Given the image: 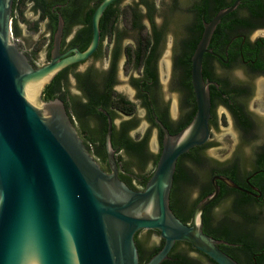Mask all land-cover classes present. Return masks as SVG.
<instances>
[{"label":"flooded vegetation","instance_id":"1","mask_svg":"<svg viewBox=\"0 0 264 264\" xmlns=\"http://www.w3.org/2000/svg\"><path fill=\"white\" fill-rule=\"evenodd\" d=\"M101 1L12 0V41L34 67L49 62L54 54L60 59L73 54L74 49L83 51L92 40L93 13ZM220 1L231 4L234 0ZM22 2L30 8V23L18 12ZM213 11L208 0H112L95 23L97 43L94 50L86 58L61 67L46 83L56 80L52 98L62 100L77 133L93 155H105L104 133L110 119V141L115 150L118 176L133 189L141 187L131 181L130 172L123 169L117 155L125 151L138 164L147 161L153 164L158 153L149 152L146 137L147 132L155 130L160 150L162 132L155 118L169 132L175 133L193 115L190 56L203 22L214 15ZM20 20L28 28L29 39L32 32L39 33L36 41L23 37ZM215 29L224 35L227 43L222 55L216 53L220 58L211 54V61L226 69L238 65L246 72L239 80L224 75L216 81L218 87H215L221 95L216 101L233 121L236 142L221 158L206 153L207 147L214 144L211 129L217 123L216 101L212 100L209 138L199 148L178 157L170 191L171 204L178 218L189 223V209L212 190V177L219 175L230 179L237 187L216 179L218 194L222 196L203 209L202 230L220 241L218 246L239 264H264V235L254 229L260 218L257 213L264 208V0H241ZM57 32L59 38L56 40ZM23 39L28 45L25 46ZM231 43L229 55L227 49ZM40 48L42 54L38 58ZM205 54L202 68L203 64L207 66ZM168 66L170 73L163 83L160 69ZM208 70L211 71L210 66ZM203 77L206 78L204 74ZM175 92L178 100L171 112L168 101L170 93ZM138 111L144 124L139 123ZM140 129L145 133L140 138L129 135V131ZM124 137L143 140L142 149L126 150L122 144ZM245 146L250 148L247 156L243 150ZM104 157L106 162V155ZM246 159L248 167L243 165ZM100 165L108 170L107 163ZM190 185H196L199 191L188 206L184 190ZM226 197H230L228 210L237 214L238 223L225 216H213L214 205ZM239 199L241 203L236 204ZM142 231L158 233L155 229L138 230L134 237L140 248L137 234Z\"/></svg>","mask_w":264,"mask_h":264},{"label":"water","instance_id":"2","mask_svg":"<svg viewBox=\"0 0 264 264\" xmlns=\"http://www.w3.org/2000/svg\"><path fill=\"white\" fill-rule=\"evenodd\" d=\"M111 1L96 6L94 33L85 50L74 49L60 59L54 54L34 67L12 41V0H0V264H140L134 236L142 229H155L162 239L143 264L168 259L176 241L188 243L216 264H239L202 230L203 209L219 192L216 179L230 187L236 184L213 176L212 190L195 203L189 223L174 214L169 194L178 157L209 138V87L218 84L203 77L202 58L205 53L220 58L208 47L211 35L241 0L203 22L190 56L194 113L175 133L155 118L162 132L160 150L140 189L118 176L110 119L104 133L105 170L77 133L62 100L42 97L43 87L61 67L94 50L95 23Z\"/></svg>","mask_w":264,"mask_h":264},{"label":"rangeland","instance_id":"3","mask_svg":"<svg viewBox=\"0 0 264 264\" xmlns=\"http://www.w3.org/2000/svg\"><path fill=\"white\" fill-rule=\"evenodd\" d=\"M18 12L22 13L23 17L22 19H27L28 23H30V19H31V15H30V8L28 7L27 4H25V2L20 3L19 7H18ZM25 17V18H24ZM21 19V20H22ZM21 22L20 24V28H21V33L23 34V37L25 39H27V41H36L37 40V36H38V32H32L31 35V39L30 36H28V33H26V29H28L27 27H25L24 22ZM252 37V36H251ZM29 39V40H28ZM24 40V39H23ZM23 43L26 45V41L24 40ZM39 56L38 58L41 57L42 54V50L41 48L39 49ZM164 55V53H163ZM41 60V59H40ZM209 66H210V70L213 76L215 77H223L225 76H230L232 78H234L235 80H239L242 79L243 77L246 76V72L243 68H241V66H233L229 69L226 68H222L219 63H217L216 61H209ZM170 73V67H162L160 69V79L162 80L163 83H166L168 74ZM258 89V86H257ZM178 92V91H176ZM170 93V99L168 101L169 103V108L170 111L173 112L176 104H177V100H178V95L177 93ZM257 92V90H256ZM179 93V92H178ZM256 96H258V92L255 93ZM215 115H216V119H217V123L215 126L212 127L211 129V140L212 142H214V144H212L211 146L209 145V147H207L206 149V153L216 157V158H221L223 155L227 154L228 152L231 151V149L233 148L235 142H236V132L234 129V125H233V121L230 117V115L222 108V105L216 101L215 103ZM139 114V123L140 124H144V120L142 119V116L140 114V112L138 111ZM145 133L140 129V130H133V131H129V135L134 138V139H138L140 138L142 135H144ZM96 135V134H94ZM146 144H147V148L149 150V152H151L152 154H157L159 151V143L157 140V135H156V131L155 130H151L149 132H147V137H146ZM243 150L247 155L250 154V148L248 146L243 147ZM117 159L120 161L121 165L123 166V169L125 171H129L130 172V179L131 181L135 184L138 185V178L141 177L142 173L144 175H147L149 173L152 172L153 170V164L150 162H145L144 164H138L136 163L135 159L133 157H131L129 155V153L127 152H120L117 155ZM248 159H246L244 161V166L248 167ZM124 171V172H125ZM204 173L201 172V176H203ZM199 191V188L196 185H190L187 188H185L184 192H185V200L187 205L189 206L194 199L197 196V193ZM229 198L230 197H226L225 199L219 201L217 204L214 205L213 207V216L214 218H222V217H227L230 220H233L232 222H237L238 223V216L235 212H232L230 210H228V206H229ZM258 216L260 217L258 222L255 224L254 229L256 230V233H259L261 235H264V208H262V211L257 213ZM137 239L138 242L142 248V250L144 251V253L148 250V248H150L153 245H156L159 243V237H158V233H152L150 231H142L140 233L137 234ZM176 249L178 250H183L185 249V245L184 244H178L176 246ZM187 254H189L190 256H194L195 254L190 252V250H187Z\"/></svg>","mask_w":264,"mask_h":264},{"label":"trees","instance_id":"4","mask_svg":"<svg viewBox=\"0 0 264 264\" xmlns=\"http://www.w3.org/2000/svg\"><path fill=\"white\" fill-rule=\"evenodd\" d=\"M208 1H209L210 7L214 9L213 13H215L218 9L229 5V4H225L224 2H222L220 0H208ZM242 2L245 3L246 1H242ZM229 14L230 13L226 14L225 16H223L221 18V20L223 18H225L226 16H228ZM223 36H224L223 34L218 33L217 29H215L213 31L212 35H211V38H210V41H209V44H208V47H210L213 52L219 53L221 55L223 54L224 45L227 43V40L226 39L224 40ZM222 40H223V42H221ZM231 45H232V43L230 44V46L227 49V53L229 55L231 54ZM205 55L207 56V66H206V64H203L202 73L205 75L206 78L214 79L215 81L219 82L220 81V77L213 76L211 71L208 70L209 61L211 60V54L206 53ZM55 86H57V83H56V80L53 79L49 84H47L44 87L43 92H42L43 93L42 97L44 99H51L53 97L52 96V91L54 90ZM209 89H210V99H211V101L212 100L216 101V100L221 99V95H220V92L218 91V89H216L212 85H210ZM191 117L189 118V120L191 119ZM189 120L185 124H187L189 122ZM170 132L172 133L174 131L171 130ZM122 144H123V148H125L128 151H133L134 152V151L142 149L144 141L143 140L134 141V140H132L130 138L124 137ZM195 148H199V146L193 147L189 151L192 152V150H195ZM187 153H183L182 155H180V157L184 156V155H187ZM94 156L97 158L99 163H101V164H105L106 163L105 159H104L105 158L104 157L105 156L104 153H102V154L101 153H97ZM157 157H158V154L156 155L155 159L153 160V167L155 166ZM174 175H175V171H174V174H173V179L175 177ZM149 176H150V173L147 174V175L142 174L141 177L138 178V185L141 188L144 186V184H145V182H146V180L148 179ZM169 196H170V194H169ZM220 196H222V194H218V196L216 197L215 200L218 201L220 199ZM215 200L212 201V202H216ZM235 203L236 204L241 203V199L236 200ZM169 206L172 209V211L174 212V214L177 216L176 210L171 204V196L169 197ZM192 207L193 206H191V208L189 209V213L191 212ZM178 244H181V243H179L178 241H176L174 243V245L172 246L171 250L168 253V257L169 258L163 260L160 264H216L214 261H212L208 256H206L202 252H200V251H198L196 249H192L191 246L188 243H187V245L184 244L185 245V249H183V250L176 249V246ZM161 245H162V239H160V242L158 244L153 245L150 248H148V250L145 253L138 245L137 248H138V255H139L140 264H143L152 254H154L161 247ZM187 250H195V251H197V253L194 256H189L187 254Z\"/></svg>","mask_w":264,"mask_h":264}]
</instances>
